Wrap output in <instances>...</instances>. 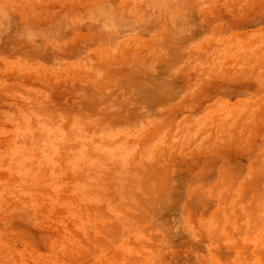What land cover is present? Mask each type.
Returning <instances> with one entry per match:
<instances>
[{"label":"rangeland","instance_id":"374dc122","mask_svg":"<svg viewBox=\"0 0 264 264\" xmlns=\"http://www.w3.org/2000/svg\"><path fill=\"white\" fill-rule=\"evenodd\" d=\"M0 264H264V0H0Z\"/></svg>","mask_w":264,"mask_h":264}]
</instances>
